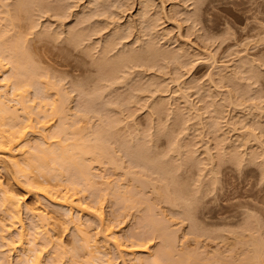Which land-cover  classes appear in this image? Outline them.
I'll use <instances>...</instances> for the list:
<instances>
[{
  "label": "rangeland",
  "instance_id": "374dc122",
  "mask_svg": "<svg viewBox=\"0 0 264 264\" xmlns=\"http://www.w3.org/2000/svg\"><path fill=\"white\" fill-rule=\"evenodd\" d=\"M10 2L0 0V43L14 28L9 17L1 21L14 10L1 3ZM27 2L13 13L15 30L39 76L59 87L44 90L35 79L26 88L31 106L49 109L46 117L32 113L26 140L60 142L52 106L65 98L69 136L94 147L80 164L98 176L89 191L69 188L64 176L40 178L46 195L28 192L0 163L3 188L21 199L26 233L38 222L26 208L39 211L42 230L64 250L45 243L41 262L98 264L82 249L73 215L106 264H264V0ZM8 44L0 45V80L13 68ZM122 54L129 60L114 72ZM66 191L81 209L50 199ZM2 239L0 264H22L25 254L3 252Z\"/></svg>",
  "mask_w": 264,
  "mask_h": 264
},
{
  "label": "bare ground",
  "instance_id": "6f19581e",
  "mask_svg": "<svg viewBox=\"0 0 264 264\" xmlns=\"http://www.w3.org/2000/svg\"><path fill=\"white\" fill-rule=\"evenodd\" d=\"M16 1L13 0V2H15V3H16ZM27 1H29V0H18L16 5L14 3L15 6H13V2H10L12 4L8 3L5 6H3L1 3V6L6 8L7 5H9V6L11 5L10 7L14 8L13 13H15V10L22 12V10H24V8L28 4ZM33 1H35V0H32V1L30 0L31 4L33 3ZM37 3L38 2H36V4ZM144 4H141V6L145 7ZM147 5H148V8H150V5L149 4H147ZM9 6L6 9L7 11L9 10L8 9ZM29 7H27L24 12H27L26 10ZM31 7H32V5H31ZM6 10L2 9V12H3L2 14H4V12H5V14L6 13L9 14L10 11L7 12ZM29 11H30V9H29ZM142 11H144V10H142ZM13 13L11 10V12L8 16L2 15L5 17V19L2 18L3 20H1V21H4V20L7 21L6 19H7V17H9L8 21H10L9 23L12 26H14V28L9 25V27H11V28L7 27L9 29L6 28V30H8L10 32V31H12V28H13L12 33L11 32L10 33L13 34V32H14V34L15 33L17 34V30H15V29H17L15 26L18 27V24L15 25L17 14H16V16H13V15H15ZM141 13H143V15L145 16L144 12H141ZM18 20H19V18H18ZM8 21H7V24H8ZM143 21H147V20L145 19ZM3 24L5 25V23H3ZM6 26L7 25L0 26V28H3V27L5 28ZM6 30H4V31H6ZM2 31H3V29H2ZM2 31L0 29V33L2 34V35L0 34V39L2 38L1 40L3 41L6 39V37L4 36ZM10 33H9L10 37L9 38L7 37L8 38L7 41H4V43L1 41V43H0V45H4L6 43H9L8 45L11 46L10 48H11L12 54L14 56L13 57V68L10 67V68H12L11 72L10 73H9V71L5 72V69H4L5 73H4L3 79L0 80V163L3 164V169H7L8 171L12 172V174L14 175L13 176L14 178L17 176L16 179L20 176L23 177L25 179V182L21 181V183L27 188L28 192H41L43 194L49 195V191L45 189V187L43 186V183L39 180L40 178H43L45 180L50 179L52 181L53 180L54 181L59 180L60 182L62 179L60 180L59 178H63V180H65L67 178L69 181V185H68L69 188H71L73 186L75 188L81 187L80 190H83V191L84 190L89 191L92 189L94 190V188H96V186H97L96 178L98 176H96L95 173H92L91 168L89 169L88 165L80 164V161L84 160V157L86 154H90L91 152H94V147L88 145L84 141L83 138L77 139V138H71V136H69V134H68V129H69L68 120L69 119H68L67 114L65 113L66 112L65 105H64L65 98H62V100L59 102V104L57 103L54 106H52L53 114L59 118V121H58L59 123L56 126V130H55L54 134H55V138L57 137L58 140H59L58 137H60V139H61V140H59L60 142L55 143V144L48 143V142L44 141L45 135H42V134H41V138L43 139V141L40 140V142H38L35 146H30L29 141L26 140V136H27L26 135V133H27L26 129L27 128L32 130V133H34L33 128L35 126L32 123L33 122L32 113L36 110L39 115L43 116L49 111V109L45 110L46 108L44 106H42V107H44V109L41 108V106H39L40 108L37 106H31L29 104V101L26 99V95H25L26 88L28 86H30L35 81V79L40 82V85L42 86V88L44 90H45V88L48 90L50 88V86L56 87L57 85L53 84L51 81H50L51 82L50 84L47 81L44 82V79L39 76V73H38L39 71H37L38 67H36L34 65L31 55L28 54L29 53L28 50L23 48L24 47V44H23L24 41H22L20 39V37H22V35L20 33H18L17 34L18 36H16V34H15V36H16L15 37L14 35L11 36ZM19 35H21V36H19ZM3 36L5 37V39H3ZM80 37H81V34L75 36L70 41L72 43L76 44V43H78V40L80 39ZM21 41H22L23 46L21 44ZM149 50L151 52L152 51L154 52L153 46H152V48L150 46ZM164 53L168 54V52L167 53L164 52ZM127 55L128 54H126V55L122 54L119 56H115L116 58L113 59L114 60L113 62L115 63V66L113 68L114 72L118 69V64H125L124 61L129 60V57ZM142 57H143V55L137 56V58H142ZM134 58L136 59V56ZM105 60L103 59V61H105ZM103 61L99 64L103 65L106 63V61L105 62H103ZM3 68H4V66L1 65L0 70ZM52 84L56 85V86H53ZM57 87H59V86H57ZM94 100L95 99H93L91 101H94ZM14 102L16 103L15 106L11 105V103L14 104ZM16 105L21 106L20 107L21 112H23L25 114V116H24V114L19 115L20 109ZM43 112H46V113L44 114ZM20 116H24L25 120L23 121V118L21 117L22 118L21 119ZM78 116H79V114H78ZM45 117H46V115H45ZM42 128H43V130L47 129L45 124H43ZM108 132L111 133L110 130H108ZM62 136H64V137H62ZM62 138H64V139H62ZM18 147H21V148H18ZM63 176L66 178H64ZM17 180H19V178ZM63 180H62V182H64ZM59 181H58V183H59ZM40 187H41V190H38V189H40ZM97 190H99V189H97ZM0 194H2L1 195V206H2L1 211L2 212L4 211V214L7 217V221H8V226L7 227L4 226L5 228H2L3 226L1 227V225H3V224H0V227H1L0 233L2 234L1 231H3V233L5 232V235L2 234V236H1V234H0V239L3 237L1 242H3V240L5 241L4 244L2 243V247L4 245V248L6 247V249H7V251L5 249L3 252H8V253L11 252L12 253L13 250L15 251L16 249L17 250L20 249L22 251V253L25 254V255H23L24 258L22 259V257H23L22 256L21 259L19 260V262H21L22 264H43L41 262L42 257L40 255V253H42V251L46 245L48 246L50 244L53 245L54 247H56V249L57 248L59 249V250L57 249V252L63 251L62 252L63 254L62 253L61 254L65 255L64 250H62L61 247H59L60 244L59 245L56 244L55 242H53V239L50 238L51 236H49V234H48L49 231L44 229L46 231L45 232L42 230L46 226V224H43L44 222H46L45 221L46 219H45L44 215H42L41 212H39V211L37 212L33 209L26 208V211H28V214L31 213L33 215V217H35L34 219L37 218L36 220L38 221L37 223H34V225L32 226L31 233L30 234L28 232L26 233V229L24 228L23 220H22V216H21V205H20L21 199H17L15 194H13L10 190L4 189L1 181H0ZM72 197L73 196L68 195V193L66 191V193H60V194L54 193L50 196V199L52 200L53 203L55 202V203H58L59 205H63V206L68 207L70 212H71L73 208L75 209V207L80 208V206L76 204V202L73 200ZM102 215L103 214L101 212H95L94 213V216L96 218H98V220L100 219L99 221L101 223L104 221V219H103L104 217ZM71 220L75 224V228H77L76 230H78L77 231L78 235L81 234V236L83 235V237H84V238L80 237V238H83V240H85V241H83L81 239V242L83 241V243H84V244L82 243L83 248H82V246H81V248L83 250H84V248H86L85 251L87 250L88 257L90 256L89 259L92 257V259L89 260L90 263L92 261H95V262H98V264H106L107 261H104V259L101 257V254H103V251H100V248L98 247L96 241L93 240V242H91L93 238H91L89 236V234H88L89 232L86 233L85 229H84V232L82 231V228L79 227V226H82L81 222L80 221H74L75 219L73 218V215L71 217ZM101 220H103V221H101ZM47 226H48V224H47ZM2 229H4V230H2ZM166 229H168V228H166ZM86 234H88V236ZM168 235H169V233H168ZM28 236L29 237L31 236V237L29 238ZM170 236L171 235H169V237ZM166 238L168 239V237H166ZM40 241H41V243L42 242L44 243L43 247H40V246H42V245H39V244H41V243H39ZM89 242L94 243V244H90ZM170 242H172V240ZM45 243H46V245H45ZM54 243L56 246L54 245ZM85 245L88 247H86ZM91 245L92 246L95 245V249L98 251V254L100 256L95 255V253H96L95 251L89 250V247H92ZM171 245L173 246L172 243H171ZM91 252H93V254ZM27 253H29V254H27ZM26 254L30 255V256L27 258ZM75 255L76 254L73 253L71 259H73L74 258L73 256H75ZM70 257H71V255H70ZM1 258H0V260H1ZM53 259L54 258H52V259L50 258L51 262H49V263L52 264L54 261ZM149 261L150 262L152 261V263H150V264H162L160 261H157V260H148V262ZM3 262L4 261H1V263H3ZM54 262H57V261L55 260ZM171 262L173 263V261H169V264ZM146 263H147V261H146ZM56 264H58V262ZM147 264H149V263H147Z\"/></svg>",
  "mask_w": 264,
  "mask_h": 264
}]
</instances>
